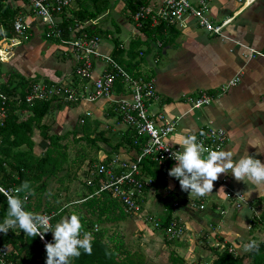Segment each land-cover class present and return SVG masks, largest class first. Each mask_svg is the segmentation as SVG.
Segmentation results:
<instances>
[{"label": "crops", "instance_id": "1", "mask_svg": "<svg viewBox=\"0 0 264 264\" xmlns=\"http://www.w3.org/2000/svg\"><path fill=\"white\" fill-rule=\"evenodd\" d=\"M189 1L195 4L197 0ZM15 6L11 5L12 8ZM204 14L214 24L230 19L222 31L227 39L222 40L220 37L207 34L189 19L180 28L172 27L174 34L166 37L167 41L164 39L165 42L158 47L159 49L151 45L137 71L138 77H148L153 83L156 99L149 103L148 110L161 113L166 120L175 121L174 132L168 138L170 143L179 145L182 137L186 135L197 137L207 127L221 128L225 131L226 142L220 151H232L235 153L234 160L247 152L264 163V143L260 144L258 154L257 149L249 145V142H254L257 137L264 138V0H254L245 6H240L235 0H212ZM25 21L29 25L26 32L29 33L30 28L41 30L38 21L33 17H26ZM129 25L133 30L126 45L122 46L124 42L119 40L120 48H126L128 42L137 34L133 24ZM28 33L25 38L23 37L27 44H23L24 47L19 48L17 53H13L11 67H8L11 57L3 54L2 72L13 69L29 81L41 80L49 85L73 82V88L78 89L85 85L90 90V81L83 82L73 77L72 61L63 48H60V59L63 61L55 62L52 59L54 48L50 47L46 55H41L37 44L35 47H29ZM110 34L111 32L106 35L109 38L105 39L110 40ZM139 36L141 41L145 39L142 35ZM4 39L3 45H0L2 51V47L4 49L7 47L6 41L10 43L8 48L14 47L15 44L22 46L17 38ZM111 49L112 45L103 43L99 46V54L110 56ZM249 49L259 54L251 58L248 56ZM159 51L162 64L159 68H152V64L158 66L160 63L157 56ZM18 53L32 57L34 56L32 54H35V58L30 62L22 60V63H19ZM102 69V62L95 59L92 77ZM140 72L143 75H140ZM234 77H238V82L222 91V86ZM117 85H114L109 99L93 102L80 100L48 113L42 123L48 126L50 134L75 132L74 137L68 136L67 140L70 139L71 143L74 138H84L86 135L91 138L97 132H104L108 137L114 136L112 140L120 138L129 129L120 122L114 112L112 101L118 99L125 91ZM200 93L208 95L211 98L210 103L189 110L186 98L196 97ZM34 134L47 145L36 131ZM32 141L34 152L35 146L38 145V148L41 146L33 139ZM82 143L84 142L80 140L75 145ZM113 144L114 142L110 141V145ZM96 145L97 150H92L94 155L86 150L84 156L85 161L88 160V156H93L91 168L102 158L108 160L116 156L120 159H133L136 154L126 145L120 148L118 153H114L102 141H96ZM142 174L148 176L145 172ZM222 178L225 179V184H214L212 193L204 197H195L191 193L181 191L178 180L169 177L168 171L158 179L153 178V185L142 191L138 198L140 213L135 214V218L126 215L122 220L136 221L143 219L144 216H150L159 221L166 210L162 205V198L171 193L174 199L168 203L170 218L183 226L184 232L181 238L168 240L161 229L152 227L151 230H144L140 226L135 230L133 223L136 222H129L130 224L126 222L131 231L134 230L141 238L140 251L147 259L146 263L170 264L169 257L172 256L182 264H209L215 257V248L223 244L236 247L237 253L243 255L247 253L243 249L247 241H264V188L255 191L254 185L248 181H235L230 172L220 174L219 179ZM221 188L223 190H220ZM179 192L181 196L178 197ZM236 198H240V201ZM236 201L239 203L238 209L234 208ZM199 206L202 208L199 209ZM108 225L116 229L119 222ZM155 231L160 235L155 234ZM105 236L109 237L104 229V238ZM124 247L127 248V245ZM150 256L157 262L149 261Z\"/></svg>", "mask_w": 264, "mask_h": 264}, {"label": "trees", "instance_id": "2", "mask_svg": "<svg viewBox=\"0 0 264 264\" xmlns=\"http://www.w3.org/2000/svg\"><path fill=\"white\" fill-rule=\"evenodd\" d=\"M111 5L110 0H81L75 9L63 10L54 17L55 22L50 30L40 26L42 37L52 39L58 44L60 41L70 40L72 34L77 36L81 32L89 37L96 35L105 38L109 31L97 28L94 21L99 15L111 8ZM142 5H145L143 0L139 2L124 1L121 12L125 14L127 22L132 24L131 16ZM5 6L4 3L0 2V40L2 37L7 39L25 38L28 32L18 37L13 34L11 28L12 20L21 9ZM113 28L114 32L118 33V28L116 26ZM76 29L77 31L74 32ZM136 31L137 34L128 42L126 48L119 47L120 41L117 34L111 33L109 40L112 45L110 53L112 60L134 77L139 76L137 72L139 65L142 63L144 55L150 51L151 45L158 48L157 42L162 44L167 41L166 37L174 34L173 28L162 22L150 26L148 18L140 21V26L136 28ZM57 32L58 35L54 36ZM139 35L145 39L141 41ZM1 62L2 59L0 58V93L5 95L7 99L3 104L0 101V107L3 108L4 112V117L0 119V186L17 189L24 182H28L31 194L20 193L21 198L27 196L24 203L25 210L36 214L55 213L50 220L53 227L66 213L67 216L76 214L80 217L83 225L82 233L90 232L92 234V251L89 255L81 250V255L78 258H73L70 264H149L145 262L144 255L138 250L130 251L125 248L119 234H116L115 237L108 235L109 237L104 238V225L119 222L126 215L123 214L117 202L110 198L108 192L96 193L102 176L95 174L94 169L90 167L94 161L93 156H88L87 165L81 172L82 178L78 180L77 173L85 161V153L81 148L76 149L73 158H70L67 145L63 143L67 141L69 135L74 137L76 133L72 131L62 135L50 134L48 126L42 123L43 118L48 113L73 103H66L56 98L35 100L30 103L24 102L25 90L32 81L24 78L13 69L2 72ZM143 79L146 80L148 77H143ZM15 96L18 98L15 99ZM34 131L37 132L42 141L47 143L40 154L33 152L32 135ZM113 138L114 136H105L104 132H97L91 138L86 135L84 138H74L72 141L75 145L77 141L82 140L94 151L97 150L96 141H102L114 153H118L124 145L138 153L143 142V139L137 137L130 129L125 131L120 138L112 140ZM110 141L114 142L112 146ZM140 165L141 172H145L152 180L153 178L158 179L169 169V167L157 169L155 164L147 159H143ZM51 180L57 183L56 192L62 188V191L67 190V193L69 190L66 183L75 180L80 185L78 189L82 194H79L77 189H72V197L69 194L63 195L66 196L67 200L63 206L54 205L57 195H51L47 189ZM77 182L76 185H78ZM172 199H174V195L171 193L162 198V205L165 206L166 210L163 213L164 216L159 220L160 228L171 221L168 203ZM72 207L75 211L71 209ZM6 214L7 201L0 194V223L3 222ZM97 225H99V229ZM93 226H96V231H93ZM51 239L50 232L44 234L46 242H52ZM257 243L259 245L258 251H250L243 255L238 253L235 256L227 252L228 244H223L215 248V257L209 264H264V241ZM0 247L10 248V258L14 264H45L46 252L39 237H28L19 228L9 230L7 234L0 233ZM169 263L182 264L172 256L169 257Z\"/></svg>", "mask_w": 264, "mask_h": 264}, {"label": "built area", "instance_id": "3", "mask_svg": "<svg viewBox=\"0 0 264 264\" xmlns=\"http://www.w3.org/2000/svg\"><path fill=\"white\" fill-rule=\"evenodd\" d=\"M8 1H14L15 7L21 9L11 22L13 34L20 37L29 27L25 21L26 17H33L38 21V25L50 30L55 22L54 17L63 10L75 9L81 0H0L5 5ZM117 1L123 4L127 0ZM131 1L139 2L141 0ZM210 1L212 0H197L193 4L189 0H143L145 5L139 6L136 13L131 16L132 24L136 29L140 26L141 20L148 18L150 26L162 22L166 26L180 28L190 19L207 34L220 37L222 40L227 39L222 31L230 19H226L219 24H214L208 20L204 13ZM235 1L240 6H245L254 0ZM76 31L77 29L74 30V32ZM56 35H58V32L54 36ZM106 38H109V36ZM4 40V38H1L0 45H3ZM60 44L70 56L73 64V76L79 81H90V90L85 85H81L78 89L73 88V82L64 85H49L41 80H36L28 85L23 100L30 103L35 100L56 98L66 103H76L80 100L93 102L99 99H109L116 84L124 88L125 91L119 98L112 101L114 112H116L122 124L132 130L137 137L143 139L142 145L133 159H120L116 156H112L108 160L102 158L92 168L95 174L102 176L96 193L108 192L110 198L117 202L123 214L134 215L139 212L138 198L141 192L153 185V180L150 177L143 176L140 162L147 159L149 162L154 163L157 169L171 168L175 164L174 159L171 158L172 153L182 151V148L179 149L178 144L168 141V138L174 132L175 121L166 120L161 113L148 110L149 103L156 99L151 79L145 80L141 77H134L114 62L109 55L101 56L99 54L100 38L98 36L89 37L81 32L77 36L72 34L70 40L60 41ZM160 45V43H157V47H160ZM248 52V56L251 58L259 54L251 49ZM95 59L102 62L103 69L95 77H92ZM236 82H238V77L229 80L222 86L221 90L224 91L234 86ZM14 98L17 99L18 97L15 96ZM6 99V96L0 93L1 104L5 103ZM210 100L211 98L208 95L200 93L196 97H187L186 103L189 105V110H194L208 105ZM3 117V108L0 107V119ZM196 139L203 146L204 155L206 156L209 150H221L226 142V134L221 128L207 127ZM217 183L225 184V179H218L214 182V184ZM0 190H2L0 194L7 201V194L14 193L15 188L0 186ZM239 199L237 201H240ZM237 201L234 203L236 209L239 207ZM201 208L199 206V209ZM54 214L50 212L44 215L53 217ZM143 220L151 223L153 228L161 229L168 240H176L183 235V226L172 219L162 228H160L159 221L150 216H144ZM96 229V226H93V231H96ZM40 241L43 243V249H45L44 244L46 241L44 239H40ZM227 252L233 256L237 254L232 246L227 247ZM0 264H14L10 258L9 247H0Z\"/></svg>", "mask_w": 264, "mask_h": 264}, {"label": "clouds", "instance_id": "4", "mask_svg": "<svg viewBox=\"0 0 264 264\" xmlns=\"http://www.w3.org/2000/svg\"><path fill=\"white\" fill-rule=\"evenodd\" d=\"M261 143H264V138L257 137L249 145L257 149L258 154ZM179 146L182 151L172 153L175 164L168 170V176L178 180L181 191L204 197L212 193L220 174L229 172L235 181L250 182L255 191L264 188V163L247 152L235 160L232 151L209 150L205 156L203 146L197 142L195 135L182 137ZM21 192L31 194L28 182L15 189L14 193L7 194V214L0 223V233L7 234L9 230L19 228L28 237L39 236L43 240L44 234L51 232L52 242L44 244L45 264H70L73 258L81 255V250L91 254L93 237L90 232L82 233L83 225L78 215L64 217L53 227L50 216L25 210L26 196L22 199ZM243 249L245 252L258 251L259 245L252 240L244 244Z\"/></svg>", "mask_w": 264, "mask_h": 264}, {"label": "rangeland", "instance_id": "5", "mask_svg": "<svg viewBox=\"0 0 264 264\" xmlns=\"http://www.w3.org/2000/svg\"><path fill=\"white\" fill-rule=\"evenodd\" d=\"M110 2L112 3L111 8H109L106 12L102 13L101 15H99L97 17V19L94 21V24L97 26V28H100L102 30H107V31H109L111 33L113 32L112 34H116V32H114V28H113V26H116L119 29V32L117 34L118 38H119V40L124 42L122 44V46H124V45H126L128 39L130 37L129 35L131 34L133 29L131 28V25H129V23L127 22V20H126V18L124 16L125 14H123V12H121V9H119L120 7L122 8V4L119 3L117 0H110ZM70 7H72V6H70ZM66 10H68V9H66ZM41 30L39 31L38 29L36 30V29H32V28L29 29V36H28L29 37V43H30L29 47H35L36 44H37V46L40 48V54L41 55L42 54L46 55V53L49 50V48L53 47L54 48V55L52 56V59H54L55 62H58V61L62 62L63 60L60 59L61 58V55H60L61 54V50H60V48H63V47L61 46V44L56 43L52 39L43 38ZM99 38H100V45L103 44V43H106V44L111 46V42L109 40H107V39H105V38H103L101 36ZM16 40L18 41V43L22 44V46L15 44L14 47L8 48V47H10V43L8 41H6L5 42L6 46H7L6 49L8 48V50H7L8 53L7 54L5 53L6 49H4V47L1 48V49L4 50V52H0V57L2 59H3V54L4 55H8V57H11L10 62L8 61L9 62L8 67L12 66L11 61L13 60V53H17V50L19 48H22V47H24L25 44H27V43H25L26 39H24L23 37L17 38ZM40 44H41V46H40ZM18 54H19V56L17 57V59H18L19 63H22V60L24 62H30V61H32L33 58H35V54H32V55H34L33 57L28 55V54H22V53L21 54L18 53ZM160 55H161V53L159 51L157 56L159 57ZM54 56H55V58H53ZM36 57H38V55H36ZM160 57H159L160 63L158 64V66H155L154 64H152V68H155V67L159 68L161 66V64H162L161 59L162 58H160ZM149 61L151 62V59H149ZM44 63H45V61H44ZM43 66H44V64H43ZM140 75H143L142 72H140ZM32 139L40 144L41 147L38 148V145L34 147V152L36 154H40L47 145H45V143H42L39 140V138L37 137V135L34 134V133L32 135ZM63 143H66V145H67V151H68V155H69L70 158H73L74 154L76 153V149H80V148L83 150V152L85 154L87 152L86 150H88V153L94 155V152L90 149V147L87 146L86 143H82V144H79V145H74L73 143L70 142V139H69V141L67 140V141H64ZM94 157H96V156H94ZM86 165H87L86 161L83 162V164L81 165V168H80L79 172L77 173L78 174L77 175L78 180H79V178H82L81 172L85 169ZM80 175H81V177H80ZM76 182L77 181L73 180L70 183H66L67 186H68L67 188L69 190V193H67L68 192L67 190L66 191H62V188H61V190L59 192H56L57 183L54 180H51L49 182L48 187H47L48 192L51 195L52 194H56L57 195V198L54 201V205H58L60 207L63 206V204H65V202L67 201L66 200V196H63V195L64 194H69L72 197L73 196V194H71L72 189H74V190L77 189L80 192V190L78 189L80 187V185L78 184V182H77L78 185H76ZM62 186H64V185H62ZM58 193H60V194H58ZM79 194H82V193L80 192ZM177 196L178 197L181 196V193L179 192L177 194ZM49 197H51V196H49ZM49 202L51 203L50 198H49ZM63 209H66V207L65 208L63 207ZM71 209H74V208L72 207ZM74 211H75V209H74ZM81 212H83V211H81ZM139 213H140V208H139ZM151 213L154 214L156 212H151ZM67 215H68L67 213L64 214L62 216V218L67 217ZM127 216H129L131 218H135V214L134 215H127ZM126 222H128V223L129 222H136L135 224L133 223V225L135 227V230L136 229L138 230L140 228V226L144 230H146V229L151 230V228H152L151 223H147L143 219H137L136 221L132 220V219L131 220L126 219L125 221H123V220L119 221V226H117V228L120 229L121 231H118L117 228L113 229V227H110L108 224L104 225V229L106 230L108 235L110 234L109 236L115 237L116 234H119V236H121L125 246L127 245V248L130 251L138 250L140 253L143 254V252L140 251V246H141V241L140 240H141V238L137 235L138 233H135L134 230H133L134 232L131 231L130 226L126 225ZM120 225H121V227H120ZM97 228L98 229L100 228L99 225H97ZM154 233L160 235V233L157 232V231H155ZM50 236L52 238V233L51 232H50ZM105 237H107V236H105ZM51 241H52V239H51ZM145 250L147 252V248ZM149 261H151L153 263L157 262V260L154 257H151V256L149 257ZM145 262H148L146 258H145ZM149 264H152V263H149ZM157 264H158V262H157Z\"/></svg>", "mask_w": 264, "mask_h": 264}, {"label": "water", "instance_id": "6", "mask_svg": "<svg viewBox=\"0 0 264 264\" xmlns=\"http://www.w3.org/2000/svg\"><path fill=\"white\" fill-rule=\"evenodd\" d=\"M7 4H6V6H9V8H12L11 7V5H14L15 6V2L14 1H8V2H6ZM11 3V4H10ZM5 6V7H6Z\"/></svg>", "mask_w": 264, "mask_h": 264}, {"label": "bare ground", "instance_id": "7", "mask_svg": "<svg viewBox=\"0 0 264 264\" xmlns=\"http://www.w3.org/2000/svg\"><path fill=\"white\" fill-rule=\"evenodd\" d=\"M6 51V50H5ZM0 52H4V50L2 51V50H0ZM1 58V57H0ZM2 59V58H1ZM145 190V189H144ZM233 248H234V250L237 252V250H236V247H234V246H232ZM237 255H238V253H237Z\"/></svg>", "mask_w": 264, "mask_h": 264}]
</instances>
